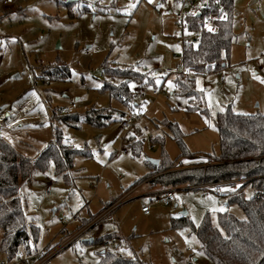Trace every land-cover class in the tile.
I'll return each mask as SVG.
<instances>
[{
  "label": "rangeland",
  "instance_id": "rangeland-1",
  "mask_svg": "<svg viewBox=\"0 0 264 264\" xmlns=\"http://www.w3.org/2000/svg\"><path fill=\"white\" fill-rule=\"evenodd\" d=\"M10 1L0 0V138L19 154L34 159L54 142L55 130H59L65 142L83 151L75 159L70 178L57 174L51 164L45 171L36 170L31 181L20 186L28 227L35 225L40 230L30 251H22L27 264H99L103 252H117L143 264H211L191 227H174L173 220L185 217L198 227L208 216L220 228V214L227 212L239 220L245 214L238 205L229 204L221 190L207 189V185L189 194L184 190L189 185L174 187L175 202L152 206L149 217L141 213L149 197L139 195L124 202L112 219L96 225L94 219L74 231L83 220L100 214L104 202L124 197L163 155L171 161L179 157L170 124L181 131L187 150L201 157L178 162L167 171L175 172L212 163L206 156L219 155L215 120L224 108L231 106L237 114L264 115V0L259 11L257 0H235V37L227 67L221 71L226 82L219 83V73L195 78L206 113L189 111L188 98L174 90L172 78L164 83L161 79L181 59L182 47L174 38L181 0ZM107 62L110 67L139 66L154 73L157 88L163 87L170 95L169 100L164 94L157 99H137L136 112L143 114L141 125L148 130L139 136L144 140L140 157L132 155L129 138L133 133L125 136L119 115L101 129L89 125L75 129L64 124L58 113L71 103H76L73 113L78 115L93 108L127 111L100 90L108 80L103 74ZM55 64L67 65L70 78L46 81L43 70ZM158 137L163 143H152ZM122 148L128 153H120ZM236 187L241 183L223 189ZM244 195L253 197V189L246 187ZM85 228L86 234L55 253ZM108 235L117 245L104 247L98 242ZM2 236L0 229V242ZM0 264L21 263L17 259L9 263L0 252Z\"/></svg>",
  "mask_w": 264,
  "mask_h": 264
},
{
  "label": "trees",
  "instance_id": "trees-1",
  "mask_svg": "<svg viewBox=\"0 0 264 264\" xmlns=\"http://www.w3.org/2000/svg\"><path fill=\"white\" fill-rule=\"evenodd\" d=\"M181 3V2H180ZM221 3L226 12V19L218 22V31L200 36L197 44H185L179 65L190 68L196 76H206L219 73L227 67L230 58L234 34V4L235 0H199L198 13H191L187 19L189 29L200 31L207 17L220 16L217 4ZM104 64V75L107 76L101 87L102 92L121 104L127 111L116 109H91L84 114L60 115L64 124L75 129L83 125L101 129L115 122L114 115H119L121 122L129 113L139 108L136 101L143 88H157V77L146 69L137 67L120 68ZM43 77L46 81L67 80L70 70L67 65H53L45 68ZM172 78L175 91L189 100V111L206 113L203 109L201 93L197 91L196 77L167 74L161 77L164 83ZM204 93V91H203ZM215 125L220 136L219 155H208L212 163L181 171L167 172L184 158L194 157L184 144L183 136L177 126L170 124L173 139L176 141L180 155L171 161L165 155L158 165H150V172L135 185L146 179H154L150 184L161 187H178L182 185L203 186L221 182H232L241 178L249 179L233 193L227 194L229 204L238 205L245 219L239 220L227 212L219 215L220 228L213 226L206 216L201 225L196 227L187 218L173 220L174 227L190 226L195 233L201 250L211 264H264V115H245L235 113L231 106L224 108L216 117ZM129 138V148L135 157L143 152L144 140L140 139L142 132L134 130ZM135 133V134H134ZM137 135V136H136ZM152 143H163V138L153 139ZM83 151L75 149L65 142L59 130H55L54 142L46 146L34 159L19 154L11 145L0 138V229L3 236L0 242V252L7 261L13 262L22 251H30L31 241L39 239V228L26 222L24 208L19 197L20 186L30 182L36 170L45 171L53 164L57 174L70 178L77 156ZM167 172V173H164ZM250 186L254 196L247 199L244 195L246 187ZM115 201L108 203L107 206ZM105 210H101L100 214ZM100 214L83 220V225L96 219ZM65 235L66 231H62ZM73 232V233H74ZM70 235V234H68ZM67 235V236H68ZM115 239L112 235L98 239V242ZM99 264H143L123 257L117 252H103Z\"/></svg>",
  "mask_w": 264,
  "mask_h": 264
},
{
  "label": "built area",
  "instance_id": "built-area-1",
  "mask_svg": "<svg viewBox=\"0 0 264 264\" xmlns=\"http://www.w3.org/2000/svg\"><path fill=\"white\" fill-rule=\"evenodd\" d=\"M262 1L263 0L257 1V4H258L257 5L258 6L257 11L260 10L259 5H261ZM10 2H11L10 0H7L6 3H10ZM198 4H199V0H181V10L175 16V20L177 22V27H178V32L174 35V38L177 40V43L181 47H183L185 44H197V43H199L200 36L202 34L211 35V34L217 32L218 31V22L226 19L225 9L221 3H218L217 8L220 12V16H211V17L205 18V20L203 21L202 29L200 31L190 30L189 29V23L187 22V19L190 17L192 12L194 14L199 12V11H197L198 10L197 9ZM209 27H211L213 30L209 31L208 30ZM86 52H89V51L87 50ZM174 59L176 60L178 58L176 56H174ZM165 72L167 74L183 75V76H186L189 78L196 77V74L194 73L193 70H191L190 68L185 67L183 65H176L173 68L166 69ZM219 74H220L219 83L220 84L225 83L226 82L225 75H222L220 72H219ZM203 91L206 93V92H208V89L204 88ZM162 94H164V98L166 100L170 99V95L168 93L164 92L163 87L154 88V89L143 88L139 92V97L143 98V99H146L148 97H152L154 99H157ZM76 108H77L76 103H71L69 106H65V107L60 108L58 113L60 115H68V114L73 113V111ZM142 119H143V114H141V113H137V112L129 113L121 121V127L124 130L125 134L128 135L136 129H139L143 134L147 133L148 132L147 128L142 127V125H141ZM2 133H3V125L0 123V134H2ZM122 152L128 153L127 149H122ZM197 158H199V157H197ZM206 164H208V163H206ZM206 164L201 163L200 165L192 166V168L201 167L202 165H206ZM248 181H249V179H247V178H241V179L236 180V181L215 183V184L207 185L205 187L207 189L214 188L216 190H221L223 188H229L230 186H232L235 183H241V185H243ZM201 187L202 186H188V187H185L184 190L189 194V192L191 190L199 189ZM235 189H237V187L233 188L231 190H228V191H222V193L227 195V194L233 193L235 191ZM176 192H177V189L173 187V188H164V189H160V190L153 191V192L149 193V195H148L149 202H147V203L143 202L142 203L141 212L144 215L148 216L151 213L152 206H157V205L170 206L173 202H175ZM129 194L130 193L127 192L123 198L121 197L119 200H117L113 204L106 206L105 210L95 219V225H96V223L98 224L108 217H112L114 211H116L124 202L127 201ZM65 222H68V220H65ZM114 224L116 227L120 226V222L117 220L114 221ZM87 231H88V228H85L80 233H77L75 236L70 238L65 243V245L59 247L57 249V251H55V253L60 251L64 246L71 244L73 241H75L77 238H79L83 234H86ZM102 245L104 247H109L110 245H117V243H116L115 239H111V240L103 242ZM17 261L21 264H23V263L27 264V260L25 259V256L23 253L19 254ZM41 264H45V262H42Z\"/></svg>",
  "mask_w": 264,
  "mask_h": 264
},
{
  "label": "crops",
  "instance_id": "crops-1",
  "mask_svg": "<svg viewBox=\"0 0 264 264\" xmlns=\"http://www.w3.org/2000/svg\"><path fill=\"white\" fill-rule=\"evenodd\" d=\"M258 1V0H257ZM257 1H255V5H256V9H257ZM181 2V1H180ZM259 7H260V5H259ZM181 10V9H180ZM179 10V11H180ZM178 11V12H179ZM177 65H179V63L177 64ZM167 69H169V68H167ZM212 73H214V72H212ZM211 73V74H212ZM221 73V72H220ZM207 93V92H206ZM140 98V97H139ZM136 105H138L139 106V104H137V101H136ZM145 112V111H144ZM143 112V113H144ZM137 113H141V112H137ZM142 114V113H141ZM120 126H121V122H120ZM122 128V127H121ZM124 131V130H123ZM129 135V134H128ZM125 136H127V134H125ZM122 149H124V148H122ZM122 149L120 150V153H123L122 152ZM124 154H127V153H124ZM197 157H199V158H201L200 156H198V155H196V156H194V157H189V158H184V159H182L179 163H184L185 161H187V160H190V159H192V158H197ZM205 159H210L209 158V156H206V158ZM148 174V173H147ZM157 177V176H156ZM152 179H154V177H152V178H149V179H146L145 181H142L141 183H139V184H137V185H135L128 193H130L129 195H128V198H127V201L129 200V202H131L132 200L134 201V200H136L137 198H139L140 196L139 195H142V196H147L148 197V195H149V193H151V192H153V191H157V190H160V189H164V187H161V186H157V185H153V184H150V181L152 180ZM242 186V185H241ZM165 188H173V187H165ZM138 191H142V193H140V194H137V192ZM123 197V196H122ZM120 198H116V199H113L112 201H117V200H119ZM111 201V202H112ZM108 203H110V202H104V205H103V207H106L107 205H108ZM115 212V211H114ZM142 213V212H141ZM114 214V213H113ZM143 214V213H142ZM144 215V214H143ZM150 215H151V213H150ZM150 215H148V216H146V215H144V216H146V217H149ZM113 218V215H112V217H111V219ZM79 225H77V227H78ZM95 240H93V241H90V242H94Z\"/></svg>",
  "mask_w": 264,
  "mask_h": 264
},
{
  "label": "snow or ice",
  "instance_id": "snow-or-ice-1",
  "mask_svg": "<svg viewBox=\"0 0 264 264\" xmlns=\"http://www.w3.org/2000/svg\"><path fill=\"white\" fill-rule=\"evenodd\" d=\"M149 2L151 3L152 0H149ZM129 8L135 7V4H129L128 5ZM207 26V25H206ZM209 31H212L213 29L211 27L208 28ZM262 83H264V80L261 81ZM171 87V85H169ZM221 191H224V189H221ZM222 210V209H221Z\"/></svg>",
  "mask_w": 264,
  "mask_h": 264
},
{
  "label": "water",
  "instance_id": "water-1",
  "mask_svg": "<svg viewBox=\"0 0 264 264\" xmlns=\"http://www.w3.org/2000/svg\"><path fill=\"white\" fill-rule=\"evenodd\" d=\"M154 162V161H153ZM154 164H158V162H154Z\"/></svg>",
  "mask_w": 264,
  "mask_h": 264
}]
</instances>
